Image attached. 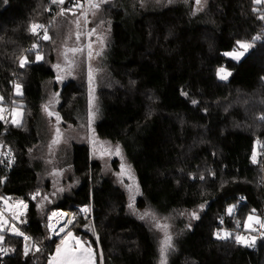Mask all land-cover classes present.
Returning <instances> with one entry per match:
<instances>
[{"label": "trees", "instance_id": "1", "mask_svg": "<svg viewBox=\"0 0 264 264\" xmlns=\"http://www.w3.org/2000/svg\"><path fill=\"white\" fill-rule=\"evenodd\" d=\"M67 1L0 0V105L23 108L18 125L0 118V148L9 145L16 156L12 170L0 168V206L28 203L21 235L3 223L0 264H48L60 238L49 236L47 220L58 209L71 211L72 231L95 250L97 264H161L162 237L172 245L165 264H264V2L206 0L195 10L196 0H110L105 12L104 2L87 0L111 21L90 102L86 61L80 83L58 85L50 28ZM33 24L43 25L36 35ZM238 42L251 47L234 59L228 52L241 49ZM219 68L230 72L226 80ZM47 80H54L52 105L65 122L78 127L90 111L94 143L111 148L114 169H129L134 198L74 138L64 158L79 184L70 195L51 189L40 170L46 141L38 128ZM250 214L261 225L249 246L235 234ZM224 230L229 234L218 238ZM23 233L39 251L25 255Z\"/></svg>", "mask_w": 264, "mask_h": 264}, {"label": "rangeland", "instance_id": "2", "mask_svg": "<svg viewBox=\"0 0 264 264\" xmlns=\"http://www.w3.org/2000/svg\"><path fill=\"white\" fill-rule=\"evenodd\" d=\"M107 1L109 2H104V10L105 12H110L112 7L110 0ZM146 1V5L149 3L151 4L150 6H160V4H162V0ZM205 2L206 0H200L199 4L196 2L195 10L202 9ZM66 10L67 11H65L64 15H60L59 13L55 16V19L51 22L50 28V32H53V37L56 38L54 39L56 47L53 54L55 65H57L56 72L59 76L58 85H60L62 80L65 79H72L75 80V82L80 83L79 78L81 77L82 63L83 61H86L87 79L84 71L82 77L87 81L86 91L88 92L89 101L91 102V100H94V90L100 79L99 75L101 73L100 65L102 57L100 51L110 34L111 21L108 16L103 14L99 9H95L94 7H90L89 9L88 1H85V3L82 4L79 13H74L73 9L69 7ZM91 18H93V20H90ZM95 19H97V21ZM92 21L95 22L94 31L91 30ZM49 34L50 33L47 32L48 36ZM73 49H76V51H73ZM240 52L244 53L241 56L243 57L247 51L241 48L228 52V54ZM97 53H99V55H97ZM229 56L234 58L233 55ZM225 71L230 73L226 69ZM90 72L92 76L91 81L89 79ZM53 86L54 80H47L44 84L45 92L48 96L45 101L46 104L41 112V119L38 127L39 131L44 134L46 141L44 152L45 158L43 164L40 165V170L41 173L42 169L44 170V173H42L43 177L50 178L51 189L57 196L63 194L70 195L79 184L78 178L74 173L72 165L69 164L68 158H64L68 150L66 149L68 143L71 138H74L80 142L84 141L89 144L91 156L93 159L100 161L104 174L116 185L123 188L129 199L134 198L139 191L137 190L134 179L128 171L129 169L125 165H122L118 170L114 169L111 165V160L113 158L111 148L108 147L106 143H94L93 137L91 136L92 115L90 111L88 110L87 113V121H84L83 123L80 120L81 123L78 127L65 122L64 119L55 112L57 111L56 106L52 105L56 93ZM7 107L0 105V118L3 120L8 119L9 122L16 125L20 124L23 120V108L14 105ZM45 108H47V111ZM49 112L53 113V115L49 116ZM4 115H7V118ZM57 115L60 118L59 121H57ZM85 208V206H82L81 209H79L81 214L87 218L88 211H82V209ZM8 210L9 206H6L5 211ZM153 215L159 217V214ZM249 217H252V219L250 220ZM160 223L163 224L161 225L162 227H165L163 220ZM7 225L9 224H6L5 226ZM259 225H261V218L259 216L252 214L248 215L244 224V230H239V232L235 234V238L237 236L243 237L246 241L244 244L251 245L253 239L254 242L257 240L256 233L254 232L257 231ZM71 227L72 225L64 235L59 237L60 239L56 243L54 253L50 256L48 264H55L51 261L53 259L57 260L58 263L56 264H62V261L69 256L78 258L81 264H97L95 250L87 242L76 236ZM19 229L18 226L10 225L8 230L12 233H17L19 232ZM225 234L228 235L229 231L224 230L221 232V236L224 237ZM165 240L166 239H163V237L160 238L159 245L161 243L163 245ZM58 248L60 249L59 254L57 252ZM88 249L91 250V259H89L88 251H86Z\"/></svg>", "mask_w": 264, "mask_h": 264}, {"label": "built area", "instance_id": "3", "mask_svg": "<svg viewBox=\"0 0 264 264\" xmlns=\"http://www.w3.org/2000/svg\"><path fill=\"white\" fill-rule=\"evenodd\" d=\"M81 1V3H85L87 0H68L67 5L72 8L73 4ZM43 37V35H40ZM16 156L13 152V149L9 145H3L0 148V168L3 173H7L15 165ZM28 210V203L23 201L14 202L9 205V210L5 211V208L0 206V232L4 230L3 223L8 222V224H13L18 226L20 229L24 228L28 225V221L26 219V213ZM71 221V223H69ZM73 218L71 211L67 209H58L49 214L47 220V229L49 231V236L51 238L60 237L66 233V231L72 225ZM22 231V230H21ZM25 237H28L25 240ZM23 252L27 250V253H30L32 250L38 248V244L33 238V236L29 234L23 233V244H22ZM7 255L6 246L4 243L0 242V260L4 259ZM54 263V260H52Z\"/></svg>", "mask_w": 264, "mask_h": 264}, {"label": "snow or ice", "instance_id": "4", "mask_svg": "<svg viewBox=\"0 0 264 264\" xmlns=\"http://www.w3.org/2000/svg\"><path fill=\"white\" fill-rule=\"evenodd\" d=\"M100 2L103 3V2H105V0H100ZM196 2H197V4H199L200 3V0H196ZM254 2L255 3H262V2H264V0H254ZM51 3L62 5V4L65 3V0H51ZM91 6L94 7V8H98L99 7V4H92ZM65 11H66V9H63L62 8L61 11H60V15H64L65 14ZM261 19H264V17H261ZM38 28H43V25L33 24L31 26V32H32L33 35H36ZM42 38L45 39V40H47L50 37L47 35V32L45 31V34H44V36ZM254 39H257V38H254ZM238 43H239V47L240 48H243L245 51H247L251 47V45L250 44H247V43H242V42H238ZM33 47H37V46L34 45ZM73 51H76V49H73ZM243 54H244L243 52H240V53H231V54H228V55H233L235 59H239ZM97 55H99V53H97ZM36 59L39 61L40 59H42V57L40 55H37ZM26 63H27V59L26 58L25 59H22L21 62H20V66L21 67H24ZM229 75H230V73L226 72L224 68H220L217 71V76L221 80H226ZM89 79H90V81L92 79L91 72L89 73ZM16 94L17 95H20L21 94V92H20V85H16ZM0 99H2V98H0ZM194 103H195V101H194ZM45 110L47 111V108H45ZM48 114H49V116L53 115V113H51V112H49ZM56 118H57V121H59L60 118H59L58 115H57ZM253 162H255V157H253ZM129 207H131V204L129 205ZM201 207H203V205ZM82 211H85L86 212V211H88V209L85 208V209H82ZM229 212H231V209H229ZM192 215L195 218L196 214L193 213ZM249 219L251 220L252 217H249ZM69 223H71V221H69ZM262 227H264V225H262ZM16 234L17 235H21V233H19V232H17ZM226 235L227 234H225V236ZM218 238H224V237L218 236ZM2 239H3V237H0V240H2ZM27 239H28V237H25V240H27ZM236 242L237 243H245L246 241H245V239L243 237L237 236L236 237ZM252 243H254V239H253ZM171 246H172L171 245V237H167L166 240L164 241V247H162L161 250H160L161 251V264H165V260H164L165 250H166V248H169ZM37 251H39V249H37ZM86 251H88L89 259H91V250L88 249ZM57 252L59 254V252H60V249L59 248L57 249ZM25 255H27V250L25 251ZM62 264H81V262L79 261L78 258H73V257L69 256V257H66L64 259V261H62Z\"/></svg>", "mask_w": 264, "mask_h": 264}, {"label": "water", "instance_id": "5", "mask_svg": "<svg viewBox=\"0 0 264 264\" xmlns=\"http://www.w3.org/2000/svg\"><path fill=\"white\" fill-rule=\"evenodd\" d=\"M82 8V3H79L77 6H76V9L79 10Z\"/></svg>", "mask_w": 264, "mask_h": 264}, {"label": "crops", "instance_id": "6", "mask_svg": "<svg viewBox=\"0 0 264 264\" xmlns=\"http://www.w3.org/2000/svg\"><path fill=\"white\" fill-rule=\"evenodd\" d=\"M53 260H54V263H55V264L58 263L57 260H55V259H53Z\"/></svg>", "mask_w": 264, "mask_h": 264}]
</instances>
